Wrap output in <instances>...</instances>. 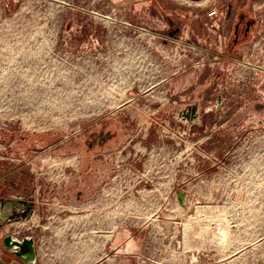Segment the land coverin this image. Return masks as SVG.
<instances>
[{
	"label": "rangeland",
	"instance_id": "obj_1",
	"mask_svg": "<svg viewBox=\"0 0 264 264\" xmlns=\"http://www.w3.org/2000/svg\"><path fill=\"white\" fill-rule=\"evenodd\" d=\"M242 61L264 68V0H0V173L33 196L27 231L69 236L72 264H264V182L251 211L223 165L264 92Z\"/></svg>",
	"mask_w": 264,
	"mask_h": 264
},
{
	"label": "crops",
	"instance_id": "obj_2",
	"mask_svg": "<svg viewBox=\"0 0 264 264\" xmlns=\"http://www.w3.org/2000/svg\"><path fill=\"white\" fill-rule=\"evenodd\" d=\"M259 96L260 99L255 104H253V99H251L250 107L246 104L244 109L246 126H242L241 128L237 126L232 131V138H236L237 140H234L232 143L233 157L230 161H223L224 166L230 163L239 168V173L235 174L234 177L243 183L240 185V188H243V199L246 203L251 202V211L254 212L256 211L254 204L257 202L259 180L264 182V92H260ZM224 180L226 182L227 178ZM22 187V180L18 182L11 174L3 175L0 173V199L21 198L31 200L34 209L33 196L24 193ZM234 191L236 196H238V190ZM225 194L227 195V192ZM19 219L13 222L2 223L0 226V264H72L69 248L65 249L63 247V249L56 251L52 245L53 243L68 242L69 236L63 234L37 236L34 232L27 231V229L30 230L32 225L29 217L26 218L28 222H25V219ZM8 234H11L16 240L23 237L33 238L35 251L32 262L24 261L18 256L16 257L10 250L4 247L3 239ZM82 255L86 256L85 250ZM95 255L101 257L103 255L102 249H96ZM100 260L102 258H99V260H96L92 264H105L104 262H99ZM82 262L80 264H85V262Z\"/></svg>",
	"mask_w": 264,
	"mask_h": 264
},
{
	"label": "water",
	"instance_id": "obj_3",
	"mask_svg": "<svg viewBox=\"0 0 264 264\" xmlns=\"http://www.w3.org/2000/svg\"><path fill=\"white\" fill-rule=\"evenodd\" d=\"M51 1V0H49ZM55 1V0H54ZM247 66L264 70L263 67L258 65ZM33 211V203L30 200L21 198L15 199H0V226L2 223L13 222L17 219H26ZM3 245L10 250L16 257H20L24 261L32 262L34 259V247L32 237H23L21 239H14L11 234H8L3 239Z\"/></svg>",
	"mask_w": 264,
	"mask_h": 264
},
{
	"label": "flooded vegetation",
	"instance_id": "obj_4",
	"mask_svg": "<svg viewBox=\"0 0 264 264\" xmlns=\"http://www.w3.org/2000/svg\"><path fill=\"white\" fill-rule=\"evenodd\" d=\"M254 22L255 19H252L244 13L238 11L235 21L231 24L232 32L226 44V57L232 55L234 49L246 41V38H248L250 31L254 26ZM168 23L169 26H167L166 35L162 38L165 43L170 41L171 38L179 36L182 31V23L173 22L171 19H168ZM185 39L188 40L187 37ZM193 41L196 43V40ZM194 48L197 49L200 47L196 45Z\"/></svg>",
	"mask_w": 264,
	"mask_h": 264
},
{
	"label": "bare ground",
	"instance_id": "obj_5",
	"mask_svg": "<svg viewBox=\"0 0 264 264\" xmlns=\"http://www.w3.org/2000/svg\"><path fill=\"white\" fill-rule=\"evenodd\" d=\"M28 53H31V52H28ZM28 53H27V55H28ZM33 54V53H32ZM37 56V55H36ZM36 58V57H35ZM37 59V58H36ZM242 63L244 64V65H246L247 66V64H250V63H248V62H245V61H242ZM250 65H252V64H250ZM254 66H255V64H254ZM11 78V77H10ZM43 88V87H42ZM47 89V88H46ZM57 90V89H56ZM37 91V90H36ZM46 91H48V90H46ZM54 91V90H53ZM58 91V90H57ZM41 92H42V90H41ZM49 92V91H48ZM52 92V91H51ZM51 92H49V94L51 93ZM55 92V91H54ZM53 92V93H54ZM67 92V91H66ZM69 92V91H68ZM72 92V91H71ZM35 93V92H34ZM61 93H62V90H61ZM17 94V93H16ZM46 94V93H45ZM64 94V93H63ZM65 94H67V93H65ZM21 95V94H20ZM48 94H46V96H47ZM52 95V94H51ZM68 95V94H67ZM33 95H31L30 97H32ZM60 96H61V94H60ZM27 97V96H26ZM30 97H28V98H30ZM56 97V96H55ZM67 97V96H66ZM65 97V98H66ZM72 97V96H71ZM39 98V97H38ZM43 98H44V96H43ZM50 98V97H49ZM25 99V98H24ZM45 99H46V97H45ZM52 99V98H51ZM58 99V98H57ZM72 99V98H71ZM27 100V99H26ZM30 100H31V98H30ZM34 100H35V98H34ZM41 100H43V99H41ZM54 100H56V98L54 99ZM53 100V101H54ZM58 101V100H57ZM46 102V101H45ZM48 102V101H47ZM62 102V101H61ZM44 103V102H43ZM62 103H64V102H62ZM66 103V102H65ZM13 104V103H12ZM23 104V103H22ZM49 104V103H48ZM61 104V103H60ZM70 104H71V102H70ZM69 104V105H70ZM16 105V104H15ZM66 105H67V103H66ZM65 105V106H66ZM55 106H56V104H55ZM71 107H72V105H70ZM74 106H76V105H74ZM33 107V106H32ZM48 107H50V104H49V106ZM77 107V106H76ZM9 108V107H8ZM15 108V107H14ZM13 108V109H14ZM67 108V107H66ZM10 109V108H9ZM16 109V108H15ZM48 109V108H47ZM69 109V108H68ZM76 109V108H75ZM74 109V107H73V110H75ZM50 110H51V108H50ZM22 111V110H21ZM49 111V110H48ZM69 111H71V110H69ZM68 111V112H69ZM76 111V110H75ZM18 112V111H17ZM19 112H20V110H19ZM24 112H25V110H24ZM66 112V111H65ZM74 112V111H73ZM29 113V112H28ZM43 113V112H42ZM55 113V112H54ZM57 115H58V113H56ZM35 115V114H34ZM53 116H56V115H53ZM47 122H49V119H48V121ZM32 123H33V121H32ZM46 124V123H45ZM48 124V123H47ZM170 216V215H169ZM193 257V256H192Z\"/></svg>",
	"mask_w": 264,
	"mask_h": 264
},
{
	"label": "built area",
	"instance_id": "obj_6",
	"mask_svg": "<svg viewBox=\"0 0 264 264\" xmlns=\"http://www.w3.org/2000/svg\"><path fill=\"white\" fill-rule=\"evenodd\" d=\"M216 14H217L216 11H214V12H210L209 16H210V15H211V16H214V15H216Z\"/></svg>",
	"mask_w": 264,
	"mask_h": 264
}]
</instances>
